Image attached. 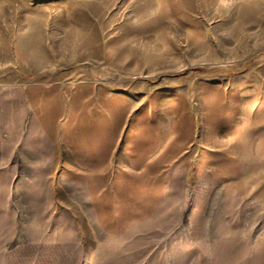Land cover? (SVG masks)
Listing matches in <instances>:
<instances>
[{
	"label": "rangeland",
	"instance_id": "374dc122",
	"mask_svg": "<svg viewBox=\"0 0 264 264\" xmlns=\"http://www.w3.org/2000/svg\"><path fill=\"white\" fill-rule=\"evenodd\" d=\"M0 264H264V0H0Z\"/></svg>",
	"mask_w": 264,
	"mask_h": 264
}]
</instances>
